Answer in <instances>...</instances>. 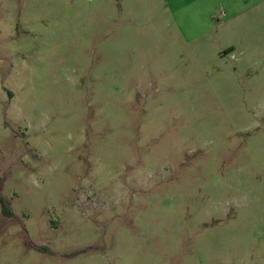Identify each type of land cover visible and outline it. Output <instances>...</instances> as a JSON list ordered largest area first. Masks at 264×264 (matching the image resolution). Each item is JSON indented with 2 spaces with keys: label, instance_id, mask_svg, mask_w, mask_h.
<instances>
[{
  "label": "rangeland",
  "instance_id": "1",
  "mask_svg": "<svg viewBox=\"0 0 264 264\" xmlns=\"http://www.w3.org/2000/svg\"><path fill=\"white\" fill-rule=\"evenodd\" d=\"M170 5L0 0V264H264V14Z\"/></svg>",
  "mask_w": 264,
  "mask_h": 264
},
{
  "label": "crops",
  "instance_id": "2",
  "mask_svg": "<svg viewBox=\"0 0 264 264\" xmlns=\"http://www.w3.org/2000/svg\"><path fill=\"white\" fill-rule=\"evenodd\" d=\"M171 1L173 4H176L180 16L179 19L185 25H188V21L192 22L189 17L191 15L190 13L193 11L197 12L199 8L207 13L206 17H209V21H214V23L216 22L221 25L229 21V19H239L238 22L241 25L242 21L247 22L250 20L249 16H244L248 12L258 14V16L264 14V0H165L169 7L171 6ZM220 11L222 13V21L216 18ZM185 27L187 30L181 33L185 39L190 41L189 43H193L196 39L204 37V34L210 31L203 30L198 32L191 30V28L195 29L197 27L196 24L192 25V27ZM238 28L240 29V27ZM231 30H233V27ZM229 46L231 50L239 51L240 54H243L246 50L244 44L237 40L232 41Z\"/></svg>",
  "mask_w": 264,
  "mask_h": 264
},
{
  "label": "trees",
  "instance_id": "3",
  "mask_svg": "<svg viewBox=\"0 0 264 264\" xmlns=\"http://www.w3.org/2000/svg\"><path fill=\"white\" fill-rule=\"evenodd\" d=\"M0 202L2 203V212L5 216L12 217L13 216V211L9 207V205L6 203V201L0 197Z\"/></svg>",
  "mask_w": 264,
  "mask_h": 264
}]
</instances>
